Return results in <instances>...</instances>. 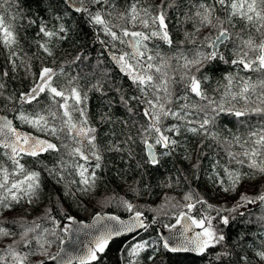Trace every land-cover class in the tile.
<instances>
[{"label": "snow or ice", "instance_id": "1", "mask_svg": "<svg viewBox=\"0 0 264 264\" xmlns=\"http://www.w3.org/2000/svg\"><path fill=\"white\" fill-rule=\"evenodd\" d=\"M66 2L101 46L90 72L67 70L89 67L90 58L83 50L71 59L64 55L60 45L72 31L64 15L50 5L48 18H33L21 0H0V49L6 52L0 113L11 114H0V264H103L102 255L120 237L125 239L118 259L125 264H164L157 259L163 251L211 257L215 264H264V215L257 218L261 231L258 242L253 237L255 247L246 244L243 233L233 239L230 232L250 205L264 207V193L239 192L244 181H264V0H128L125 11H119L117 0ZM169 10L181 12L180 23L191 25L182 39L170 29ZM32 27L36 31L28 42L24 29ZM25 43L35 46L31 56ZM33 62L39 64L35 72ZM221 63L231 70L210 91ZM20 69L30 86L17 94L7 81ZM94 97L102 108H93ZM117 107L123 116L116 114ZM228 117L235 118V131L224 125ZM213 144L223 157L217 158ZM169 162L173 167L186 162L187 168H176L180 175L167 177L163 186L179 188L183 177L187 191L179 200L165 196L157 207H148L152 219L116 196L104 202L122 206L130 213L127 220L97 211L91 223H84L71 214L104 184L105 171L114 170L120 179L135 171L141 180L134 184H141ZM202 181L209 191L225 197L239 192L238 198L232 204L227 199L210 203L192 187ZM143 187L147 190L146 182ZM129 190L140 193L131 185ZM45 201L51 206L29 220V208ZM19 209L22 214L12 215ZM159 216L174 219L163 225L167 235L144 239L141 232L147 233ZM80 233L87 243L81 240L82 248L69 254L67 242Z\"/></svg>", "mask_w": 264, "mask_h": 264}, {"label": "trees", "instance_id": "2", "mask_svg": "<svg viewBox=\"0 0 264 264\" xmlns=\"http://www.w3.org/2000/svg\"><path fill=\"white\" fill-rule=\"evenodd\" d=\"M153 3L158 4L160 0H152ZM21 4L23 6L24 12L31 16L35 17L37 14L45 16L48 18L50 16V13L48 11H45L46 9H49L50 5L52 7L53 11H59L61 15H64L65 22L67 26H70L72 28V31L70 32V40L62 43L60 45L61 49H64V55L67 56L68 59H71L72 56L76 54V52L83 50L88 56L89 61L87 64L89 67L81 68H73V69H67L68 71L75 72L78 71H92L93 65H95L96 57L98 53L101 51V46L98 43H95V37L93 36L92 30L89 26L85 25L83 23V17L81 14L76 13L74 8L71 4H68L66 0H21ZM117 7L119 11H125L128 7V0H117ZM186 10V8L184 9ZM169 15L172 17V21L170 24V29L173 30L174 37L179 36V38H183V31L184 30H191L190 24H181L180 20L183 18L181 12L175 11V10H169ZM240 24H237L236 30H239ZM36 29L35 27L32 28H25L24 32L26 34V40L30 42L35 33ZM204 34H207V30H204ZM165 51H169L167 47H164ZM33 51H35V46L32 45L31 47L28 46V43L24 44V52H26L29 56L33 54ZM227 55V53H226ZM5 56L6 52L3 49H0V67L5 66ZM58 63L60 62V57H58ZM104 64L105 67H108L110 70L111 65L108 62L107 57H104ZM39 67L38 62H33V72L37 71ZM231 68L228 65L220 64L219 70L215 72L214 74V80L211 83V89H215L217 87L215 80H220L222 76L224 75L225 71H230ZM115 79L117 81L120 80L119 74H115ZM123 85L125 88L128 87V81L125 79L123 80ZM8 84V90L11 91L15 89L17 91V94L19 91L27 90V88L30 86V80L26 76L23 69L18 70V72L15 74V79H10L7 81ZM215 94V93H213ZM42 104H46L47 101L42 98ZM2 106V105H0ZM103 105L100 103L98 98L94 97L93 100V108L98 109L102 108ZM27 108V106H26ZM114 111L118 116L124 115V110L122 108H115ZM5 114H8L11 116L10 113L7 111L2 112ZM255 122V121H254ZM19 125V121L16 122ZM224 125H226L228 128H232L234 131L236 130V127L238 126L234 117H228L223 121ZM22 129H25L27 131H32L29 126L27 125H20ZM122 127V126H117ZM207 143H211V141H208ZM213 149L218 151L220 153V157L224 156V152L217 148L215 144H213ZM213 149H206L208 152H212ZM137 152H139V148H137ZM44 162L51 165L53 160L45 155L43 157ZM137 159H139V156H137ZM113 160L116 164H119L121 168L125 167L123 162L116 160L115 157H113ZM207 159L205 160V164H207ZM223 163V160L221 161ZM132 163V162H129ZM31 167L39 168V164H31ZM176 168H187L186 162L176 163L175 167H173V162H169L168 164H165L164 167H162L159 171H150L148 175H146L143 178V181L141 184H134V180H141V177L136 174L135 171L130 173L128 177L125 179H120L115 175L114 170L105 171L103 173L104 175V184L97 188L96 192L91 195V197L84 196L83 198H95L96 200L98 197L101 199L102 206H98L96 204L94 207L91 205H87L84 201L81 200L82 207H75L71 209V214L79 217L80 219L89 221L92 219V217L95 215L97 211H100L102 213L110 212L115 215H118L120 217H129L130 213H128L122 206H119L116 203H105L107 197H123L125 199L130 200L132 203L138 205V207H141L143 210H145L146 215L149 217V219H152L154 214L147 211L148 207H157L159 204L163 203L165 196H175L178 200L180 199L182 193L184 191H187V186L183 184V177H181V186L179 188H167L163 185L168 182L167 177L169 176H176L180 175L179 172L176 171ZM187 174V172H185ZM146 182L147 184V190L144 189L143 183ZM255 182V186H252V184ZM48 185L49 189L51 190L54 185L50 179H48ZM140 188V193L137 195L129 190V186ZM243 186H246L245 190L243 192H247L249 195H259L261 193H264V181H261L259 178L256 180H250V181H244ZM252 186V187H251ZM194 188H199L202 193L206 196V198L209 199L210 203L213 204H221L224 201L223 196H221L219 193H216L214 191L213 193H208L206 188V181L202 182H196L192 185ZM56 191H59L57 188ZM100 202V201H99ZM183 202V201H181ZM75 204V202H72ZM229 204H232L231 202ZM51 205L45 201L44 203L40 204L39 206H36L34 208H29V214L27 218L29 220L34 219L36 216H39L43 214V211L46 207H50ZM243 211V209L241 210ZM23 209H19L17 213L12 215H20L22 214ZM55 214V213H54ZM261 215H264V207H261L259 205L249 206V212L245 213L243 217H237V223L233 225L230 228V232L232 234V238H236L237 233H243L247 239L246 244L252 245L255 247V244L253 243V237H255L256 241L259 240L258 233L261 231L260 224L257 222V218ZM11 218V217H10ZM158 223L156 225H153L147 233L141 232V236H143L144 239H151L153 241L157 240L160 236V232L157 228L159 224H168L174 222V219L171 216H159L157 217ZM125 238L122 237L120 239H117L114 245H110V250L106 251L102 255V262L103 264H125L123 259H118L120 257V241L124 240ZM127 239L131 241V236H128ZM53 251H56L57 249L54 247L52 249ZM246 251L248 252L249 256H252V252L250 248H246ZM158 260H163L164 264H215L214 261H212L211 257L207 258H201L198 255L194 254H171L167 253L166 251L161 252V254L157 257Z\"/></svg>", "mask_w": 264, "mask_h": 264}, {"label": "water", "instance_id": "3", "mask_svg": "<svg viewBox=\"0 0 264 264\" xmlns=\"http://www.w3.org/2000/svg\"><path fill=\"white\" fill-rule=\"evenodd\" d=\"M0 114H2V115H8V114H5V113H0ZM10 118H11V116H10ZM105 213L106 214H109V215H115V214L110 213V212H105ZM121 219L127 220L128 217H125V218L124 217H121ZM77 220L78 221H83L84 223H91V220L92 219L89 220V221H86V220H83V219H80L79 217H77ZM157 228H158L160 234L163 233V234L167 235L168 229L165 228L163 226V224H159L157 226ZM128 236H131V235H128ZM79 237H80L79 239H76V237L73 236V240H70V241L67 242V244H66V250H67V252L69 254L76 253V252H78L82 248V245L80 243L81 240H83L84 243H87L88 237L84 233H80L79 234ZM120 238H122V237H120ZM120 238H117V239H120ZM194 255H196V254H194ZM50 264H52V262H50ZM74 264H75V262H74Z\"/></svg>", "mask_w": 264, "mask_h": 264}, {"label": "rangeland", "instance_id": "4", "mask_svg": "<svg viewBox=\"0 0 264 264\" xmlns=\"http://www.w3.org/2000/svg\"><path fill=\"white\" fill-rule=\"evenodd\" d=\"M252 186H255V182L252 184ZM251 186V187H252ZM245 188H246V186H241L240 187V189H239V192H243L244 190H245ZM207 190V189H206ZM207 192L208 193H213L214 191H209V190H207ZM239 192L238 193H236V194H233L232 196H227V197H225V195L224 194H221V193H219L221 196H223V198H224V201L227 199V202L228 203H234L235 202V198H238V195H239ZM216 193H218V191H216ZM81 200H85L84 202L88 205H91V207L93 206H95L96 204H98V206H102V203H101V199L98 197V199L96 200L95 198H82ZM100 201V202H99ZM223 201V202H224ZM88 205V206H89ZM251 206H254V205H251Z\"/></svg>", "mask_w": 264, "mask_h": 264}, {"label": "flooded vegetation", "instance_id": "5", "mask_svg": "<svg viewBox=\"0 0 264 264\" xmlns=\"http://www.w3.org/2000/svg\"><path fill=\"white\" fill-rule=\"evenodd\" d=\"M22 130L27 131V130H25V129H22Z\"/></svg>", "mask_w": 264, "mask_h": 264}]
</instances>
